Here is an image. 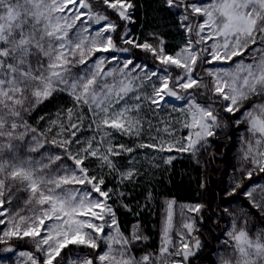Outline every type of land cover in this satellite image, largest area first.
<instances>
[{
  "label": "snow or ice",
  "instance_id": "6c2138e0",
  "mask_svg": "<svg viewBox=\"0 0 264 264\" xmlns=\"http://www.w3.org/2000/svg\"><path fill=\"white\" fill-rule=\"evenodd\" d=\"M68 4H72L76 9L71 23H68L65 17L58 15ZM100 4L110 9L118 20H132V11L135 8L132 0H100ZM166 4L169 7L178 6L176 0H166ZM180 6L185 7L186 11L190 10L193 15L199 14L205 17L203 22L197 25L196 34L200 37L197 43L216 38L218 42L211 46V52H208V49L194 50L191 40L175 56L164 53L162 39L159 49L147 42L135 46L157 55L164 65L183 69L184 74L176 77V86L181 89L188 90L203 86L197 78H193V72L198 61L203 60L205 53L210 59L203 60L204 63L227 62L233 57L242 55L250 45L257 44L258 40L264 44V0H211L204 6H198L197 3ZM182 20L187 21L188 15H184ZM77 21L81 24L91 21L100 25L89 41L91 47L87 52L83 47L84 39L73 42L68 38L69 30ZM118 26L117 21L110 19L105 12L93 11V5L89 0H78V2L77 0H0V137L23 139L25 133L15 135L19 127L27 128L26 124L21 125L16 122V119L21 117L19 108L24 106L29 96L39 104L58 91H68L78 105H87L93 113V119L99 121L96 127L105 129L104 135L100 137L95 147L92 140H89L86 146L75 154L67 152V147L73 143L72 139L51 141L52 144L66 150L69 159L79 170V175L70 169H65L64 175L46 174V169H51L57 161L63 159L61 155L47 157V163L43 160L31 159L12 164L0 161V209H3L0 211V216L7 212V209L3 208L6 203L4 198L6 181L23 184L30 194L27 204L39 206L33 208L30 216L17 213L12 217L10 222H13V227L3 232L0 240L4 237L39 238L36 247L45 254L44 264H54V261L60 264L57 258L69 245L98 249L100 247L98 239L103 236L106 224L110 228L115 226L117 231L115 235L106 237L109 242L108 250L96 257L99 264H152V255H144L140 260H136L128 252V238L119 232L115 212L108 204L113 190L111 188L102 190L103 177H89L88 169L84 167L85 160L92 157L99 161L101 167L118 171L115 158L134 152L132 147L123 144L113 145L112 133L106 130L114 129L124 135H140L142 123L136 116L131 115L134 110H139L140 104L119 110L113 107L133 91L132 81L121 80L118 86L116 83H107L105 78L114 76L115 70L104 71V58H100L95 64V71L85 77H72L71 80L69 78L71 75L69 66L72 63L70 58L76 57L77 53H79V63L84 64L86 56L94 52L128 51V49H117L113 41L111 34L117 31ZM182 26L189 33L193 31L190 25ZM89 28L91 24H87L82 31L86 33ZM206 29L207 35L201 36ZM126 36H128L127 31L122 34V38ZM124 43H134V41L126 39ZM258 50L262 54L252 63L246 65L238 63L234 70L209 73L216 78L213 91L229 102L225 111L239 112L252 96L264 95V47ZM130 64L132 60L125 62L118 71L123 74L124 69ZM137 67L140 65L133 66V68ZM152 75L156 73L146 74L148 79H151ZM160 80V87L154 88L152 97L147 98L150 103L157 106L165 96H177V92L169 87L170 74L160 77ZM136 99L140 100V97ZM188 111L191 114V122L185 123L184 126L195 130V139L190 133L185 138L184 146L176 149L181 152L194 150L195 145L201 140L214 135L211 129L217 126L218 117L214 114V109L202 107L195 102V99L189 105ZM257 112L260 115H256ZM81 116L82 114L74 113L72 108L67 109L66 118L70 123L67 128L63 124L59 125L61 134L67 131L70 137H75L82 126ZM261 116H264V104L253 105L252 109L246 110V119L250 123L249 131L257 137L254 141L255 148L251 143L249 144V154L256 151L254 162L264 171V151L260 150V146L264 145V119ZM74 117L75 122H72ZM57 124L59 121L53 122V125ZM168 130L165 127L164 131ZM106 138L109 140L107 144L104 143ZM76 143L80 141L77 140ZM6 146L12 148L10 143ZM3 147L5 146L0 145V148ZM42 147L43 144L37 141L36 147L31 151H37ZM138 147L158 148L160 151L171 152L175 144L161 141L159 144H140ZM172 159L174 157H170L167 163H171ZM119 175L122 180H132L136 173L135 170H127L120 172ZM251 175L252 173L249 172L248 176ZM69 184H88L91 185V191L83 195H79L77 191L64 194L63 186ZM58 189L62 191L57 192ZM92 192L98 194L100 199L93 198ZM247 195L251 196V192ZM44 205L48 207L44 208ZM256 206L260 207V205ZM202 208L203 205L200 204L189 206V210L196 213ZM171 219L169 212L164 227L163 246L160 249L161 264H188V258L195 255L193 249L200 248V241L195 239L190 247L188 240L182 239L176 250L170 252ZM52 220L59 223L45 228L46 221ZM3 223L5 221L0 220V224ZM193 225L194 222L184 227L192 232ZM42 231L46 235L42 236ZM133 239H140V236L135 235ZM233 239L237 242L236 247L240 254L237 264H256L253 256L264 262V240L260 236L253 240L241 230L233 235ZM112 244H119L121 247L114 250ZM27 255L32 264H40L39 260L30 253ZM173 256L180 259H168ZM82 264H94V262L89 258Z\"/></svg>",
  "mask_w": 264,
  "mask_h": 264
},
{
  "label": "trees",
  "instance_id": "16d2710c",
  "mask_svg": "<svg viewBox=\"0 0 264 264\" xmlns=\"http://www.w3.org/2000/svg\"><path fill=\"white\" fill-rule=\"evenodd\" d=\"M198 1L200 0H176L178 6L169 7L166 0H132L135 5L132 20L123 21L118 20L110 9L101 5L100 0H89L93 5V11L105 12L110 19L117 21L119 25L117 31L111 34L113 41L117 49H128V51L110 50L103 52L102 55L94 52L90 57L93 55L94 59L109 57L107 64L112 65L115 70H119L125 61L132 60L130 64L132 66L140 65L151 71L170 74V87L180 94L186 93V90L176 86V77L183 74V69L164 65L157 55L135 45L149 42L158 49L162 39L164 53L172 56L176 43L187 35L188 41L193 42L194 50L208 49V40L197 43L200 39L196 34L197 25L203 22L204 17L199 14L193 15L190 10L186 11L185 7L180 6ZM184 15H188L187 21L182 20ZM182 25H190L193 31L187 32ZM93 28L95 27L92 26ZM125 31L128 32V36L122 38ZM138 35L141 37L136 41L135 36ZM126 39L134 43H124ZM261 47H264V44L258 40L257 44L250 45L248 50L240 56L233 57L231 61L242 60L252 63L262 54L258 50ZM209 59L210 57L205 53L203 60ZM203 60L198 61L193 76L200 82H204L206 88L188 89L187 92L198 97V100L207 104L210 109H214V114L218 117L217 126L211 129L214 135L201 140L195 145L194 150L181 152L173 149L171 152H159L158 155L163 158L160 162L147 160V157L142 154L133 161L132 155L142 151L141 148L136 147L135 138H129L117 132L111 141L114 142L113 145L123 144L134 148V152L116 157L115 162L120 172H124L133 162L131 165L135 167L136 173L132 180L121 179L119 189L123 195L116 196L115 201H121L116 206L117 210H113L121 224V233L128 238L129 250L134 251L131 255L138 257L139 260L145 254L152 255V264H161L156 262L154 255L160 256L159 242L163 230L164 207L168 200L173 201L175 205L173 230L175 239L180 237L179 232L185 226L184 214L188 212L192 215L194 228L188 235V242L191 247L195 239H198L200 248L193 249L195 255L188 258V264H224L227 261L237 264L240 254L233 235L241 230L253 240L257 236L264 240V207L254 199L257 187H264V171L254 162L256 153L249 154V145L246 143L249 137L255 139L249 131L250 123L246 119V110L252 109L253 105L264 104V95L252 96L239 112L225 111L228 101L223 100L213 91L215 77L209 75L212 72L210 67H214L216 62L204 63ZM74 73V70L70 71L71 78ZM110 81L117 84L118 75H114ZM69 108H72L74 113L82 114V126L75 137H70L67 131L61 134L59 126L63 124L67 128L70 123L66 118V111ZM19 110L21 117L16 119V122L21 125L26 124L27 128L19 127L15 135L19 136L21 132L25 135L23 139L0 137V145L5 146L0 148L1 160L19 163L28 159L39 161L47 155H61L63 159L57 161L52 168L68 165L76 169L66 150L52 144L51 141L72 139L73 143L67 147V152L73 154L85 147L87 141L92 140L94 147L99 141L94 137L89 126V107L83 104L78 105L68 91L54 92L39 104H36L29 96ZM256 115L260 113L257 112ZM261 118L264 119V116ZM75 119L74 117L72 122H75ZM54 121H59V124L53 125ZM243 136L246 138L244 139ZM77 140L80 143H76ZM37 141L42 143L43 147L37 151H31L36 147ZM107 141L109 140H104V142ZM9 143L12 148L6 146ZM176 154L178 157H175ZM170 157L174 159L171 163H167ZM178 160L182 162L180 165ZM84 167L88 169L89 177H103L104 185L101 188L116 183L118 171L101 167L96 158L90 157L85 160ZM77 171L79 172L78 169ZM249 172L252 173L251 177L248 176ZM82 186L91 190V185ZM249 192L251 196L247 195ZM29 195L23 184L6 181L4 197L6 203L3 208H6L7 212L0 216V220L3 217L5 221L0 224V236L3 235L4 225L11 217L16 216L17 213L20 215L29 213L34 207H39L27 204ZM197 204L203 205L200 212L189 210V206ZM106 235H109L108 229H105L103 236L98 239L100 245L98 249L69 245L62 250L57 260L60 264H82L84 260L90 258L94 264H99L96 257L106 250ZM135 235H139L140 239H133ZM37 242L36 238L31 237H4L0 240V264L16 262V259L21 256L29 259L27 255L29 253L37 258L40 264H44L45 254L36 247ZM168 259L180 258L173 256ZM253 259L256 260V264H264L259 258L253 256ZM54 264H56L55 261Z\"/></svg>",
  "mask_w": 264,
  "mask_h": 264
},
{
  "label": "rangeland",
  "instance_id": "374dc122",
  "mask_svg": "<svg viewBox=\"0 0 264 264\" xmlns=\"http://www.w3.org/2000/svg\"><path fill=\"white\" fill-rule=\"evenodd\" d=\"M77 2H78V0H77ZM210 2H211V0H202V1L200 0V1L195 2V3H197L198 6H204ZM75 11H76V9L73 7V5L68 4V6L64 9V11L61 13H58V15L65 17L67 19V22L71 23L72 17L74 15ZM80 11H85V10L80 9ZM83 19L84 18L82 17V20ZM204 19H205V17H204ZM63 22L64 21H61V23H63ZM87 24H91V28H89L88 31L85 33L82 31V29L84 27H86ZM87 24H81L80 21H77L75 26L72 29H70L68 32V38L70 40H72L73 42H77L79 39H84L85 42H84L83 47L85 49V52H87V49L89 47H91L89 41L91 40L92 37H94L95 31L100 27V25H96V24L92 23L91 21H88ZM92 26H94L95 28L92 29ZM207 31L208 30L206 29L204 33H201V36H206ZM140 37H141V35L135 36V40L138 41ZM207 40L209 41L208 42V49H209V52H211L212 51L211 46L218 41L216 38L207 39ZM187 44H188V36L186 35V36H183V39L181 38L176 43L175 48H174V52L172 53V56H175L176 53L179 52L182 48H184ZM158 49H159V47H158ZM99 53L101 55L103 54V52H99ZM90 56H86L84 64L79 63V53H77L76 57L70 58L72 60V63L69 66V69H70V71H72V70L75 71L73 77H85L87 74H90L91 72L95 71V64L99 59H97V58L94 59V55H93V57H90ZM108 60H109V57H107L105 59V63L103 65V69L105 72H107L109 70H115L112 65L107 64ZM125 62H127V61H125ZM238 63L246 65L250 62H244L242 60L227 61V62H216L214 67L212 66V67H210V69L212 72L234 70ZM123 64L120 68L123 67ZM153 72H155V71L148 70L144 67L133 68L132 65H129V67L127 69H124L123 74L120 73L118 70H115V72H114V75H118L117 86L119 85V81H121V80H124L125 82H127L128 80H131L132 84H133V91L130 92L128 94V96H126L123 100H120L118 104H114L113 107L116 110H119L123 107H133L136 104H140L139 110L138 111L134 110L131 113V115L136 116L138 119H140V121L142 123L140 135L136 136V135H124V134H122L124 136L129 137V138H131V137L135 138L136 147L141 148V150H142L140 153L135 152L132 155L131 158L133 159V161L135 159L139 158V156L141 154H142V156L147 157V160H151L153 162H155V160L160 162L163 159L160 155H158L159 152H162L158 148L138 147V145H140V144H159L161 141H164V142H169V143L175 144L174 149H178V148L184 146V144L186 143L185 138L188 137L190 133L193 135V139L195 137V135H194L195 130L184 126L185 123L191 122V114L188 111V109H189V105L191 104L192 100L195 99V102L197 104H200L202 107L209 108L207 104H204L203 102L198 100V97L194 96L192 93H188L187 90H186V93L180 94L177 92V96H165L164 100L159 102V106H157L156 104L150 103L149 99H147V98L152 97L154 88L160 87V83H161L160 77L169 75L167 73L163 74V73L155 72L156 75H152L151 79H148L146 74L151 75V73H153ZM183 74H184V72H183ZM112 77H106L105 78L106 82L109 84H112L110 81V79ZM69 78L71 80V77H69ZM193 78H196V77L193 76ZM215 79H214V86H215ZM201 84L203 85L201 87L202 89L206 88L204 82H201ZM169 87H170V85H169ZM182 90H184V89H182ZM138 96L140 97V100L136 99V97H138ZM89 119H90L89 125H91L92 134L94 135V137L96 139L100 140V137L104 135L105 129H98L96 127V125H97V123H99V121L93 119V113L91 110H90V118ZM165 127H167L169 129L167 132L164 131ZM88 128H89V126H88ZM106 130L110 131L112 133L111 141H113V137L117 133V131L114 129H106ZM243 137H244V139L246 138L245 136H243ZM256 138L257 137H255V139ZM106 139L108 140V138H106ZM255 139L254 138L251 139V137H249L246 139V143L248 145L251 143L253 145V148H255V144H254ZM108 142L109 141L104 142V143L107 144ZM111 143L114 144V142H111ZM260 150L264 151V145L260 146ZM253 152L256 153V151H253ZM146 153H148V155ZM51 156H53V155H47L45 158L42 159L43 162L47 163L48 162L47 157H51ZM175 157H178V154H176ZM31 160H33V159H31ZM0 161L12 164L8 160H1L0 159ZM39 161H41V160H39ZM181 163L179 161L178 165H180ZM131 164L127 167V169L125 171L135 170V167ZM65 169H70L71 171H75L77 173V175H79V172L77 171V169L71 168L68 165H61L58 168L46 169L45 172H46V174H49V175L59 176V175L66 174ZM119 173H120V171L118 170L117 175L119 178L116 176V183H111L110 185L102 188V190H107L109 188H111L113 190V192L110 193L111 198L108 200V204L111 205V207L113 209H116L117 204H119V202L121 201V200L115 201L116 196L120 195V193H121L120 189H119L120 184H121V177H120ZM113 177H115V175ZM118 180H120V181H118ZM61 191H62L61 189L57 190V192H61ZM72 191H77L79 195H83L84 193L89 192L91 190L88 187H84L82 185L78 186L76 184H69V185L63 186V193L64 194H66L68 192H72ZM255 195H254V199L261 206L264 207V187L258 186L256 189ZM92 197L95 199H100L98 194H96L95 192H92ZM171 202H173V201L168 200L165 204V207H164L163 230H162L161 240H160L159 244L161 247L163 246L165 222H166L168 213L171 212L172 219H171V228L169 230V236L171 238L172 243L169 245V250H172V252H174L176 250V247H178L179 244L181 243L182 239L189 240L188 235L190 234V232L185 227H183L181 232H179L180 237L175 239V236L173 233L174 222H175V205ZM170 203H171V208H169ZM43 207L47 208L48 205H44ZM32 210L29 213H26L23 215L24 216L32 215ZM0 211H3V209H1ZM115 217H116V220L118 222V230L121 233V229H120L121 224L119 223L117 216H115ZM3 219L4 218L1 217V220H3ZM11 219H12V217L4 225V228H3L4 231L3 232H6V231H8L9 228L13 227V222H10ZM16 222H18V219ZM183 222H184V225H186L188 223H193L192 215H190V213H188V212L186 214H184ZM55 223H59V221H56V220L46 221L45 228L50 227L51 225H53ZM97 223H99V222H97ZM193 228H194V225H193ZM105 229L109 230V235H106V237L111 236V235H115L116 231H117V228L115 226L110 228L107 226V224L105 225L104 230ZM41 235L42 236L46 235V233L44 231H42ZM36 239L39 240V238H36ZM105 241H106V245H107L106 250H105V252H106L108 250L109 242L107 241V239H105ZM112 247L114 250H118L121 247V245L112 244ZM128 252L130 254H134V251L133 250L130 251L129 247H128ZM145 255H148V254H145ZM135 259L139 260L138 257H135ZM154 259L156 260V262H161L160 256H158V255H154ZM4 264H32V262H31V260L28 259V257L26 258L25 256H21V258L16 259V262H6ZM224 264H231V263L229 261H227Z\"/></svg>",
  "mask_w": 264,
  "mask_h": 264
}]
</instances>
